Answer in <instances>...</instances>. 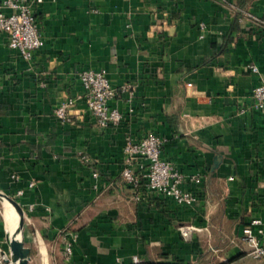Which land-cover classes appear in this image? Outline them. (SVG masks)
Instances as JSON below:
<instances>
[{
  "label": "crops",
  "instance_id": "obj_1",
  "mask_svg": "<svg viewBox=\"0 0 264 264\" xmlns=\"http://www.w3.org/2000/svg\"><path fill=\"white\" fill-rule=\"evenodd\" d=\"M34 12L43 43L31 59L0 29V188L22 190L28 264H264L240 238L253 218L264 237V115L252 96L264 0H42ZM85 68L134 86L109 101L119 123L101 127L86 108ZM148 132L163 138V158L201 177L183 184L194 204L121 177L125 138ZM7 219L3 201V257ZM181 224L197 227L190 239Z\"/></svg>",
  "mask_w": 264,
  "mask_h": 264
},
{
  "label": "built area",
  "instance_id": "obj_2",
  "mask_svg": "<svg viewBox=\"0 0 264 264\" xmlns=\"http://www.w3.org/2000/svg\"><path fill=\"white\" fill-rule=\"evenodd\" d=\"M42 0H0V29L8 35V45L17 49L20 55L29 60L34 51L41 46L43 39L39 32L35 17L34 6ZM7 8L8 11L4 9ZM264 28V18L255 19ZM129 24L126 23V26ZM252 71H258L255 64H251ZM82 83L84 93L82 98L86 108L94 115L97 125L103 127L108 123H119L123 112L112 106L109 101L119 92H132L131 83L115 87L110 82L107 72L103 68H85L77 72ZM253 107L264 115V75L252 89ZM75 103L72 96L66 97L54 108V114L59 119H68L69 109ZM163 138L153 132H148L136 139L131 135L125 138L123 146L124 161L120 175L124 181L131 185L143 184L147 193L156 196L171 197L176 202L192 205L197 200V195L185 188L187 182H199L200 176L187 175L175 165L162 157ZM86 159V156H83ZM12 178L18 179V174L12 173ZM30 182L29 185H32ZM21 189L15 195H20ZM259 218L251 219L242 228L241 240L246 243V253L252 257L264 255L263 229L259 226ZM197 227L192 224H181L179 230L185 239H190ZM67 255L72 251V239L64 245ZM134 262L139 258L134 256Z\"/></svg>",
  "mask_w": 264,
  "mask_h": 264
},
{
  "label": "water",
  "instance_id": "obj_3",
  "mask_svg": "<svg viewBox=\"0 0 264 264\" xmlns=\"http://www.w3.org/2000/svg\"><path fill=\"white\" fill-rule=\"evenodd\" d=\"M8 201L15 205L21 214V222L25 223V228L27 224L29 225L30 219L28 215L27 207L24 203L16 196L10 193H6L0 188V202ZM25 231L17 230L14 228L10 233L7 232L5 238L6 244V254L7 257H3L0 248V258L4 264H28L31 257V249L26 244Z\"/></svg>",
  "mask_w": 264,
  "mask_h": 264
},
{
  "label": "bare ground",
  "instance_id": "obj_4",
  "mask_svg": "<svg viewBox=\"0 0 264 264\" xmlns=\"http://www.w3.org/2000/svg\"><path fill=\"white\" fill-rule=\"evenodd\" d=\"M4 205L6 206L7 212H8V219H7V232L10 233L14 228L17 230V232H20V230L24 229V225L21 222V219L17 220L16 212L13 208V205L11 202L4 201ZM2 254H5V251L2 250ZM6 258V257H5Z\"/></svg>",
  "mask_w": 264,
  "mask_h": 264
},
{
  "label": "rangeland",
  "instance_id": "obj_5",
  "mask_svg": "<svg viewBox=\"0 0 264 264\" xmlns=\"http://www.w3.org/2000/svg\"><path fill=\"white\" fill-rule=\"evenodd\" d=\"M2 213V212H1Z\"/></svg>",
  "mask_w": 264,
  "mask_h": 264
}]
</instances>
